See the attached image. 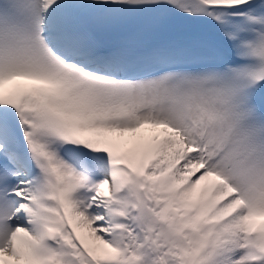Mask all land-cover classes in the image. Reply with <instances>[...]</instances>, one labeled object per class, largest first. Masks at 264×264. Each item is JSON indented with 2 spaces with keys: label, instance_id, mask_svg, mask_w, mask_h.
I'll return each mask as SVG.
<instances>
[{
  "label": "snow or ice",
  "instance_id": "obj_1",
  "mask_svg": "<svg viewBox=\"0 0 264 264\" xmlns=\"http://www.w3.org/2000/svg\"><path fill=\"white\" fill-rule=\"evenodd\" d=\"M0 264H264V0H0Z\"/></svg>",
  "mask_w": 264,
  "mask_h": 264
}]
</instances>
